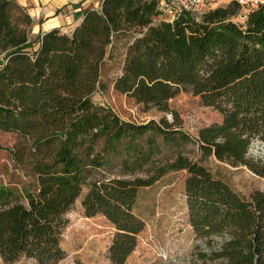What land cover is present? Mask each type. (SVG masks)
Masks as SVG:
<instances>
[{"label": "trees", "instance_id": "trees-1", "mask_svg": "<svg viewBox=\"0 0 264 264\" xmlns=\"http://www.w3.org/2000/svg\"><path fill=\"white\" fill-rule=\"evenodd\" d=\"M32 25L25 7L0 0V131L26 140L15 156L27 157L36 176L21 189L0 185L3 260H64L68 213L103 170L109 175L87 183L82 206L87 217L102 215L114 227L110 264H129L145 228L134 211L140 189L186 171L189 225L206 244L197 246V262L264 264V188L246 199L182 153L148 169L151 152L141 137L154 132L180 145L190 136L166 120H125L94 100L115 41L126 40L114 90L161 112L183 91L200 97L223 115L195 137L200 154L264 179V164L249 157L255 140L264 145V3L244 12L235 1L168 22L154 0H103L84 9L72 32L33 35ZM146 169L148 177H134Z\"/></svg>", "mask_w": 264, "mask_h": 264}, {"label": "rangeland", "instance_id": "rangeland-1", "mask_svg": "<svg viewBox=\"0 0 264 264\" xmlns=\"http://www.w3.org/2000/svg\"><path fill=\"white\" fill-rule=\"evenodd\" d=\"M126 42L123 39L115 41L113 55L102 70L103 91L96 94L94 100L110 106L123 119L136 124H147L151 121L161 123L166 120L191 138L180 145H174L154 132L145 134L140 138V146L151 152V162L146 167L149 169L158 162H165L177 153H182L206 166L215 177L228 183L246 199H250L255 191L262 190L264 179L249 167L233 166L214 156L204 157L200 154L195 141L199 131L223 121V115L213 107L205 105L200 97L183 91L169 101V112H161L114 90L113 82L122 73ZM25 146L28 143L18 134L0 131V185L21 189L26 184L36 183V176L30 171L29 159L25 157L20 162V156H15ZM249 157L264 164V145L255 140L249 149ZM106 174L109 175L107 171L101 170L88 182ZM148 175L146 169L136 173L134 177L146 178ZM186 177V171L172 172L153 186L140 189L134 211L145 222V228L138 236V246L129 257V264H199L195 258L196 248H206V244L204 240L196 237L189 225L185 196ZM87 183L82 196L68 213L69 223L62 240L66 257L57 264H110L107 253L115 230L102 215H85L82 199L88 191ZM214 240L218 242L221 238ZM0 264L38 263L29 259L7 263L0 255Z\"/></svg>", "mask_w": 264, "mask_h": 264}, {"label": "crops", "instance_id": "crops-1", "mask_svg": "<svg viewBox=\"0 0 264 264\" xmlns=\"http://www.w3.org/2000/svg\"><path fill=\"white\" fill-rule=\"evenodd\" d=\"M26 8L33 25L32 34L52 29L72 32L81 22L84 9L99 8L103 0H16ZM236 0H218L214 8L225 7Z\"/></svg>", "mask_w": 264, "mask_h": 264}, {"label": "built area", "instance_id": "built-area-1", "mask_svg": "<svg viewBox=\"0 0 264 264\" xmlns=\"http://www.w3.org/2000/svg\"><path fill=\"white\" fill-rule=\"evenodd\" d=\"M160 13V18L168 22H174L184 13H192L202 17L208 11L214 9L218 0H154ZM244 12L264 3V0H236ZM244 17V15H242Z\"/></svg>", "mask_w": 264, "mask_h": 264}]
</instances>
